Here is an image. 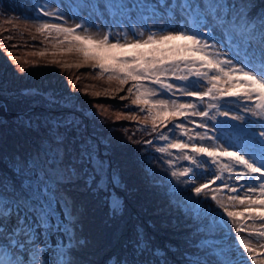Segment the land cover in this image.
Returning <instances> with one entry per match:
<instances>
[{
  "label": "snow or ice",
  "instance_id": "1",
  "mask_svg": "<svg viewBox=\"0 0 264 264\" xmlns=\"http://www.w3.org/2000/svg\"><path fill=\"white\" fill-rule=\"evenodd\" d=\"M33 7L34 15L19 19L51 44L53 57L77 60L52 64L88 67L117 82L111 98L128 85L119 99L130 105L116 120L144 115L141 130L153 138L143 144L160 154L153 162L162 161L174 190L186 195L184 207L202 236L197 248L209 250L216 264H264V0H36ZM105 11L107 25L93 19ZM39 95L49 106L59 103ZM81 124L71 112L20 119L39 144L13 158L19 184L0 178V264H79L74 253L85 241L74 191L106 204L112 217L123 214L116 189L125 185ZM53 234L62 238L55 245ZM128 244L131 258L112 255L107 264H167L142 227Z\"/></svg>",
  "mask_w": 264,
  "mask_h": 264
},
{
  "label": "rangeland",
  "instance_id": "2",
  "mask_svg": "<svg viewBox=\"0 0 264 264\" xmlns=\"http://www.w3.org/2000/svg\"><path fill=\"white\" fill-rule=\"evenodd\" d=\"M14 2L17 5L11 0H4L0 6L2 9L0 11V157L12 161L10 166H17L13 163V158L17 161L19 158L10 155L15 150L10 149L9 144H18L19 141L27 140L24 145L17 147V151L19 148L24 149L28 142L39 144L37 134L20 127V119L26 115H32L35 119L37 114L61 116L70 112L73 113L76 118L82 121L80 132L86 138L90 136L94 139L98 145L101 158L106 161L110 169L118 172L125 185L124 190L116 189L125 202L123 214L116 217L110 215L108 206L100 200L94 199L84 192L74 191L72 193L79 210V224L77 226L79 236L85 241V244L74 253V258L79 264H86V259L97 261L103 253L108 251L130 254L131 245L128 244V241L135 237L136 232L126 234V227L133 221L138 222L142 210L148 212L147 215H156L163 211L160 208L162 201L157 197V195L161 196L163 188L158 182V177H166L169 181L170 177L161 170L162 161L153 162L151 160L153 163L143 166L149 175L148 182L154 188L152 186L149 188L147 185V188L143 189L144 182L140 179L142 177L141 170L132 169L128 163V158L123 153L126 142L129 141L128 137L133 139L136 135L131 128L133 125H119L120 120H116V115L124 112V110L119 109L121 107L116 106L117 103L110 104L106 100L113 99L111 98L112 91L109 90L111 84L118 87V83L108 81L106 77L96 78L95 72L93 75L90 74L85 70L86 67L77 69L52 64L53 59L73 65L77 60L71 55L53 57L51 53L54 50L51 44L39 36L34 27L19 19L34 15L33 5L36 0ZM19 2H22L23 5H19ZM100 2L103 3V0ZM125 2L131 3L132 0H125ZM92 17L104 25H107L112 19L111 14L107 11L103 12L102 15L99 12L93 13ZM137 18L135 15L132 17L133 20ZM123 19L127 20V18ZM9 20L11 23L8 22ZM9 35H12L13 39H7ZM33 36L37 38L33 40ZM12 45H16V47L13 48ZM40 51H47V55L44 57L33 55V53ZM9 54L19 57V60L13 61L9 58ZM20 68H24V71L20 72ZM70 79L72 83H69ZM73 85H75V90H73ZM127 87L128 85L125 86L124 92H120V95L126 94ZM105 89L109 90L107 95H105ZM82 90L85 94H82ZM96 92L101 93L99 98L93 96V93ZM37 93L55 96L59 103L55 106H49ZM97 104L104 105V108L97 109L94 107ZM93 113H103V115H97L93 119ZM159 155L156 153L157 157ZM0 166H2L1 163ZM174 187L172 185L174 193L172 198H169L171 202L168 208H174L178 206L177 202L181 203L182 200H186V195L178 189L174 190ZM237 210L241 209L238 208ZM237 219L242 218L238 217ZM164 220L160 219L159 222H164ZM157 222V217L152 216L151 223ZM243 222L248 223L247 221ZM168 226L171 227L169 222H165L155 232L144 231L152 243L164 251H167L170 246L166 243L167 239L166 242H161L158 235L170 236L169 230H164ZM61 239V235L53 234L49 238V242L55 245ZM217 239L221 238L217 237ZM222 240L227 241L228 237H224ZM222 246H226V244H222ZM241 251L243 250L241 249ZM205 258L215 260L209 250ZM163 259L168 264L167 256ZM197 259H201V257Z\"/></svg>",
  "mask_w": 264,
  "mask_h": 264
},
{
  "label": "trees",
  "instance_id": "3",
  "mask_svg": "<svg viewBox=\"0 0 264 264\" xmlns=\"http://www.w3.org/2000/svg\"><path fill=\"white\" fill-rule=\"evenodd\" d=\"M14 1H23V0H11L12 3L17 5ZM2 2L4 0H0V6L2 5ZM257 4L260 3V0H256ZM19 5H23L22 2H19ZM2 11V9H0ZM90 74H94L92 69L86 67L85 69ZM92 71V73H91ZM115 84V83H114ZM116 85V84H115ZM115 86L111 84L109 90H111L113 93L115 90ZM120 93L115 94V97L113 99H106L110 104H113V102L117 103L116 106L121 107L119 109L124 110V112L127 111L125 109L124 105L129 104L130 100L126 99L124 101H121L119 99ZM114 106V105H113ZM138 120L131 121L126 119H121L118 123L119 125L122 124H131L133 125L131 128L134 130V136L133 139L126 142V148H124L123 153L128 158V163L132 169L141 170L142 177H140L141 181L144 182L143 189L147 188V185H150L149 181V175L147 174V169L144 168V164L148 165L149 161H147L145 158L148 156L151 147H148L143 144V141L146 139H149L148 134L143 132L141 129L143 127L142 121L144 119V115L139 113L137 110ZM139 126V127H137ZM140 129V131H138ZM134 141H140V143H135ZM22 142V143H21ZM26 141H19V143H12L9 144V148L12 150H15L14 152L10 153L12 157L20 158L21 156L27 157L30 153H33L38 146V144L28 142L26 147L24 149L19 148L17 151V147L20 145H24ZM17 151V152H16ZM19 155H18V154ZM9 162V163H7ZM0 163L2 166H0V178H5L7 180L15 181L17 184L20 183V180L22 179L19 177L15 171L17 166H10L11 161L9 159H5L0 157ZM143 166L142 168H140ZM153 187V186H152ZM154 188V187H153ZM158 199L162 201V205L160 208L163 209V211L160 214L152 215L148 214V212H145L142 210L141 217L138 219V222H132L130 225L126 227L125 233L128 234L129 232H136V229L138 227H142L145 232H155L160 226H162L165 222H169L171 227H166L164 230H169V235L165 234H159L158 238L161 242H167L169 244V248L167 251H165L166 256L168 258V264H186L187 258H189L192 254V257L195 258L196 252L198 251L196 243L190 239L192 236L190 235V228H193L194 220H191L189 216L187 215V211H185L184 207L181 205L182 203H177L178 206H175L174 208H168L170 205L169 198L165 199L158 196ZM147 213V214H146ZM152 216L157 217L158 222L157 223H151L152 222ZM133 219V218H132ZM160 219H165L164 222H159ZM135 220V219H134ZM154 246L155 243H153ZM158 247V246H156ZM117 255V256H129L131 258L130 254H123L122 252H114V251H108L106 253H103L97 261H94L93 259H86V264H107V260L110 256ZM80 256V255H79ZM143 259L151 260L152 257L145 256Z\"/></svg>",
  "mask_w": 264,
  "mask_h": 264
}]
</instances>
